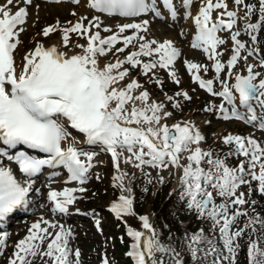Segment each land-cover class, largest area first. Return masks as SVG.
I'll return each instance as SVG.
<instances>
[{"label":"snow or ice","instance_id":"6c2138e0","mask_svg":"<svg viewBox=\"0 0 264 264\" xmlns=\"http://www.w3.org/2000/svg\"><path fill=\"white\" fill-rule=\"evenodd\" d=\"M75 2L79 4L80 0ZM160 2L175 20L178 9L174 0ZM194 2L181 0L180 3L184 10L183 18L192 17L195 25L196 35L191 46L202 49L213 61L212 67L216 79L220 80L221 90L215 91L214 80L200 75L201 70L209 71L208 66L189 61L184 63L189 73L195 70L191 78L199 88L222 98L227 105H212L205 111L219 112L225 121L235 119L264 129V72L256 71L257 65L251 63L246 65V74L233 71L241 60L246 62L248 56H255L258 52V34L264 28V0H232L233 9H229L227 0H200L198 12L192 16ZM21 3L31 5L32 0H21ZM84 3L94 10L92 20L82 17L74 24L69 21L68 27L61 28L57 22L42 30L44 37L59 31L65 49L69 46L70 34H76L86 41L75 44L79 52L70 54L56 45L46 47L37 43L32 51L23 55L19 65L15 54L21 43L19 36L25 30L20 26L25 24L28 11L21 6L13 13L6 6H0V158L14 162L19 172L28 178L21 183L0 159V220L28 204L27 198L34 183L32 178H38L45 167L55 169L62 166L67 170L68 180L81 185L78 188L66 187L62 191L50 190L47 199L53 204L52 213L68 214L69 206L77 200L74 194L86 191L83 185L89 179L93 155L78 150L71 143L63 146L71 135L67 130L70 126L83 134L88 144L102 145L111 154L117 172L113 177L114 187L120 189V195L112 203L110 211L117 219L135 215L133 199L125 194L131 193L132 189L125 184L128 174L120 170L121 157L123 163L141 171L145 166L161 171L175 168L179 171V199L197 219L211 222L210 231H218L219 234L217 241L215 236H206L203 228L190 236L185 233L191 257L198 260V253L202 252L210 258L211 264H237L240 249L237 241L247 229H251L246 250L247 264H264V246H261L264 242V218H249L243 228L233 230L238 218L248 213L240 207L229 211L232 206L248 203L243 192L238 194L241 185H248L251 192V182L254 181L255 190L264 195V145L252 136L228 134L223 136L222 143L232 147L222 158L201 146L206 137L191 122L176 123L171 127L162 123L172 116V112L167 111L163 103L150 102L146 90L134 95L142 88L137 80L121 84L129 76L130 68L139 67L141 73L148 76L157 67L169 69L180 53L171 41H147L140 35L148 31V20L123 23L118 26V32L102 37L99 31L101 16L134 19L153 13L161 17L158 0H84ZM6 5H14V0H6ZM213 13H216L215 17ZM238 21H243L242 28L237 27ZM127 30H133V34L123 35ZM103 31L110 32L111 29L104 28ZM220 33H228L227 39L232 43L226 65L219 59L222 53L217 51L219 46L227 43ZM241 35L248 37L252 47L239 38ZM134 41L139 43L138 50L131 51L124 59L116 58L115 62L100 65L101 57L109 53H124ZM121 42L123 47H116ZM243 51H247L248 56H242ZM154 54L158 55L157 60L142 62L140 59ZM259 67L264 68V59L260 60ZM225 69L226 75L234 78V83L220 79ZM169 75L175 83L180 82L175 71H169ZM156 83L162 82L157 80ZM176 96L191 100L187 92H177ZM167 99L174 100L172 96ZM172 107L179 108L180 104L173 103ZM17 146H26L47 155L39 158L23 150L9 154L8 150ZM125 152L130 155L124 156ZM230 157L243 159L230 166ZM159 181L164 183V177L160 176ZM217 197L222 202L217 203ZM139 220L147 235L145 231L128 227L127 235L133 243L126 255L133 264H165L157 254L174 253V250L160 241L147 216H140ZM96 223L99 227V221ZM49 229L56 231L50 232ZM71 236V230L63 224L41 217L28 229V235L15 243L8 264H32L30 257L37 256L47 258L44 264H80L79 249L73 253L69 247ZM7 238V232L0 233V256L4 255ZM218 242L222 247L217 246ZM73 255L74 260L70 258ZM103 264H109L107 258ZM176 264L182 262L177 260Z\"/></svg>","mask_w":264,"mask_h":264},{"label":"rangeland","instance_id":"374dc122","mask_svg":"<svg viewBox=\"0 0 264 264\" xmlns=\"http://www.w3.org/2000/svg\"><path fill=\"white\" fill-rule=\"evenodd\" d=\"M227 2L229 4V9L235 7L232 0H227ZM0 3L9 8L11 6L6 5V0H0ZM180 3L181 0H174V4L178 9V14L174 21L167 10L164 9L160 0H158L157 5L161 10L160 18H156L153 13L134 19H109L107 16H101L103 18H101V28L99 31L102 37H107L118 32V26L123 23L135 21L140 23L143 20H148V31L141 32L140 35H143L147 41L155 40L158 43H162L166 40L171 41L173 46H177L174 47L176 49L178 48L179 53L181 52L180 56H178L175 61L176 63L174 62V65H171L169 69L157 67L153 69L148 76L143 75L139 67L131 69L129 65H124V67L130 68V74L121 84L123 85L131 82L133 79L137 80V82L142 85V88L136 90L133 93L134 95H138L140 91L146 90L150 95V102L155 101L163 103L165 109L172 112V116L163 120L162 123H166L171 127V125L176 123L182 124L185 121L191 122L206 137L201 146L205 150H212L222 158L232 147L222 143L223 136L228 134L244 137L252 136L264 145V129H260L258 126L245 124L243 121L235 119L225 121L220 117L219 112L205 111L206 108L212 105H219L220 103H225L226 107L227 105L222 98L210 95L192 81L191 77L195 73V70H193V73H189L184 63L185 61L208 66L209 71L205 73L201 70L200 75L204 79H213L214 90H221L220 80L216 79L212 67L213 61L208 59L207 54H204L202 49H196L195 51L191 46L195 38H193V34L195 33L194 29L190 26L191 24L189 25L190 22L192 23V18H183L182 13L184 10L180 7ZM199 3L200 0H195L191 8L192 16L198 11ZM21 6L27 8L29 18L27 23L20 26L25 29L19 36L21 41L20 46L22 47L19 51L20 57L32 51L37 43L52 44L58 41L61 42V34L59 31L51 33L48 37H44L42 35V30L45 27L56 25L57 22H59L60 27L64 28L70 26L69 21L74 24L82 18V16L88 17V20H92L94 15V10H90L87 4L84 3V0H80L79 4H77L75 0H66L61 4H57V6L43 5L37 3L35 0H32L31 5H24L21 3V0H14V5L11 7L16 11L17 8ZM73 13H75V15H73ZM252 19L253 22H255L256 17L254 16ZM85 23L87 24L88 21L86 20ZM237 27L242 28L243 21H238ZM104 28H109L111 31L104 32ZM93 31H96V29H93ZM132 34L133 30H127L123 35ZM220 35L227 40V43L219 46L217 51L222 53L219 59L226 65L231 55L232 44L231 41L227 39L228 33H220ZM240 38L242 41H246L242 36ZM76 43L84 44L86 41L77 37L76 34H70L68 48L65 49L61 43V50L71 53L75 48L76 52H79L80 49L75 47ZM116 47H123V43L121 42L116 45ZM138 47L139 43L134 41L132 45H129V47L125 49L124 53H117L115 55L109 53L107 56L101 57L99 63L103 66L109 62H115L116 58L124 59L131 51L138 50ZM153 47H155V45H153ZM256 48L260 50L261 46L258 45ZM242 56H248L247 51H243ZM140 59L142 62H149L157 60L158 55L154 54L152 57H141ZM259 62L260 60L253 58V56H248L247 61L241 60L233 71L234 73L246 74V65L251 63L257 65L256 71L264 72V68L259 67ZM169 71H175L176 77L180 81L178 84L175 83L173 78L169 75ZM226 71L227 69L220 74V79L225 80L229 84L234 83V78L228 77ZM157 80L162 83H156ZM177 92H187L191 100H185L183 96H176ZM169 96H172L174 100L169 101L167 99ZM177 102L180 104V107L173 108L172 104ZM137 106H140L139 102H137ZM68 128L67 130L71 135L67 142H64L63 146L66 147L71 143L80 151L93 155L91 161L93 167L89 170V179L83 185L86 191L84 193L76 192L74 194L77 196V200L71 205V211H69L66 217L60 215L62 216V218H60L59 215L48 210L53 207V204L47 199L48 192L50 190L62 191L66 187L78 188L81 185L76 181H69L67 170L62 166L55 169L45 167L38 178H32L34 181V190L29 193V196L31 200L39 201H34L28 205L24 214L16 215L10 226L6 228L3 226L0 228V233H8L6 246L8 243L9 247L6 253L5 249L3 250L4 255L0 256V264H8V258L11 257L14 251L15 243L28 235V229L34 222L39 221L41 217L49 221L51 220L50 222L63 224L66 229L71 230L72 236L69 239V247L73 250V253L76 249H79L81 253L80 264H103L105 258H107L109 264H133L132 260L126 255V252L120 248V244L124 240L128 248L133 243L132 238L127 235V228L131 227L135 230L145 231L147 235V231L142 228V222L139 220V217L147 216L152 224L151 219L156 216V208L167 201L171 203V211L178 217L181 224L187 225L191 220H198L202 224V226L200 225V229L203 228L204 234L209 238L215 236L218 241V231H210L211 222L197 219L195 214L189 212L184 202L179 199V171L177 169L169 168L161 171L145 166L143 171H141L140 169L134 168L131 164L123 163V157H121L120 170L128 174L125 178V184L130 187L132 191L131 193L125 194L131 195L133 199V212L135 215L123 216L121 219H117L115 214L110 211L112 203L117 201L120 195V189L114 187L115 182L113 177L117 172L111 159V154L105 151L102 145L88 144L83 134L76 132L74 129L72 130L70 126H68ZM129 155L130 154L127 152L124 153V156ZM81 158L85 159L84 157ZM0 159L3 160L5 158ZM239 159H243V157H230L228 163L230 166H235ZM3 166L11 168L14 175L18 174L22 183L27 180V178L19 172L17 165L12 161L3 160ZM160 176L164 177V183L159 181ZM149 179L151 183L148 182ZM251 183L253 189L251 192L249 191L248 185H241L240 189H238V194L239 192H243L245 194L244 198L250 203L252 200L251 196L256 191V182L253 181ZM257 193L260 194L258 191ZM220 202L222 201L217 197V203ZM35 203H37L38 206H35ZM247 205L248 203L243 206L247 207ZM237 207L238 206H232L229 211H235ZM243 210L246 209L243 208ZM248 210L253 211L254 209L250 206ZM254 213L256 212L254 211ZM97 221H99V227H97ZM239 221L238 219L237 223L233 225V230L238 228ZM10 235L16 238L10 241ZM159 237L160 235L158 234V238ZM237 242L240 244L237 264H247V245L242 242V237L239 238ZM217 246L222 247L219 242ZM261 246H264V242H262ZM171 249L174 250V253L157 254L159 259L165 261V264H176L177 260H180L182 264H211L210 258L205 257L202 252L198 253L200 258L194 260L187 246L178 248L172 246ZM128 250H130V248ZM175 253L179 255H175ZM70 258L73 260L75 259L74 255ZM30 259H32V264H44V261L47 260L46 257L42 259L40 256L35 258L30 257Z\"/></svg>","mask_w":264,"mask_h":264},{"label":"trees","instance_id":"16d2710c","mask_svg":"<svg viewBox=\"0 0 264 264\" xmlns=\"http://www.w3.org/2000/svg\"><path fill=\"white\" fill-rule=\"evenodd\" d=\"M251 199V203L252 201H256V203L251 204L250 202H248L247 207L238 206L242 210L243 208H245L248 213L247 216H241L238 218L240 220L238 222V228H243L249 218L256 216L264 218V195H260L257 193V191H255L252 194ZM250 206L253 207V211L248 210ZM254 211L256 213H254ZM156 213L157 215L154 220L153 227L156 230L157 234L160 235V241L167 245L170 249L172 246H176L177 248L187 246L185 242V233L190 236L191 234L197 232L202 226V224L198 220H191L187 225L181 224L178 217L174 214V212L171 211V203L169 201L165 202L163 205L161 204L160 206H158L156 208ZM257 228H259V225H257ZM250 231L251 229H247L245 234L242 236V242L245 243V245L248 244V233ZM253 238L255 239L256 237ZM122 243V246L120 244L121 250L127 252V244L124 243V241Z\"/></svg>","mask_w":264,"mask_h":264},{"label":"bare ground","instance_id":"6f19581e","mask_svg":"<svg viewBox=\"0 0 264 264\" xmlns=\"http://www.w3.org/2000/svg\"><path fill=\"white\" fill-rule=\"evenodd\" d=\"M35 1H36L37 3L43 4V5L57 6V4H56V5H53V4H45V3H43V2L40 1V0H39V1H38V0H35ZM71 3H73V2H71ZM60 4H61V3H60ZM62 5H63V4H62ZM71 5H72V4H71ZM0 6H5V5H3V4L0 3ZM9 6H10V5H9ZM11 6H12V5H11ZM11 6H10V8H9L8 6H6V7H7L11 12L14 13L15 9H14L13 7H11ZM86 7H87V6H86ZM13 9H14V11H13ZM83 10H84V9H83ZM197 12H198V11H197ZM197 12L195 13V15L197 14ZM168 14H169V13H168ZM193 15H194V14H193ZM195 15H194V16H195ZM215 15H216V14L213 13V16H214V17H215ZM82 17H83V16H82ZM169 17H170V16H169ZM28 18H29V15L26 17V22H25V23L28 22ZM101 18H103V17H101ZM108 18H109V19H112V18H110V17H108ZM191 18H192V17H191ZM80 19H81V18H80ZM104 19H107V18H104ZM113 19H114V18H113ZM172 20H173V19H172ZM173 21H174V20H173ZM127 22H128V21H127ZM135 22H136V21H135ZM136 23H137V22H136ZM192 23H193V24H192ZM192 23L190 22L189 25L191 24L190 26H192L193 29H194V32H195V33L193 34V35H194L193 38H194L195 35H196V29H195V25H194L193 19H192ZM193 29H192V31H193ZM43 44H44L46 47H47V46L56 45V46L59 47L60 49L62 48L61 42H59V41H58L57 43H52V44H51V43H43ZM174 46H176V45H174ZM176 47H177V46H176ZM20 48H22V47L19 45V46H18V49L16 50V54H15V59H16L17 65L20 64V62H21V60H22L21 58L23 57V55H22V57L19 56V54H20L19 51L21 50ZM177 49H178V48H177ZM180 50H181V48H180ZM194 50L196 51V49H194ZM64 51H65V50H64ZM178 51H179V50H178ZM72 52H76V49L74 48V50L71 51V53H72ZM71 53H70V54H71ZM180 53H181V52H180ZM204 54H206V53H204ZM193 55H194V54H193ZM179 56H180V55H179ZM181 56H182V55H181ZM194 60H195V59H194ZM175 63H176V62H175ZM193 63H194V62H193ZM173 65H174V64H173ZM68 129H69V128H68ZM81 141H82V140H81ZM83 141H84V140H83ZM66 142H67V141H66ZM68 142H69V141H68ZM79 144H80V143H79ZM85 144H86V142H85ZM66 145H67V144H66ZM67 146H68V145H67ZM67 146H66V147H67ZM73 146H74V145H73ZM82 149H83V148H82ZM78 150H79V149H78ZM82 159H83V158H82ZM38 201H39V200H38ZM38 201H36V202H38ZM35 206H38V204L35 203ZM69 209H71V206H69ZM48 210L51 211V209H48ZM51 212H52V211H51ZM55 214H56V215H59V217L62 218V216H60L59 213H55ZM3 220H4V219H3ZM50 221H51V220H50ZM12 222H13V218H10L9 220L4 221L5 224H2V226H4V225H5V226H6V225H7V226H10V224H11ZM26 224H27V223H26ZM64 227H65V226H64ZM65 228H66V227H65ZM49 231H50V232H55L56 229H49ZM10 236H11V235H10ZM15 238H16L15 236H11V239L9 238V240H10V241H13V239H15ZM9 240H8V241H9ZM45 246H46V245H45ZM8 250H9V247H8V243H7V246H6V248H5V253H6ZM0 258H1V257H0Z\"/></svg>","mask_w":264,"mask_h":264},{"label":"water","instance_id":"95a60500","mask_svg":"<svg viewBox=\"0 0 264 264\" xmlns=\"http://www.w3.org/2000/svg\"><path fill=\"white\" fill-rule=\"evenodd\" d=\"M174 131V130H173Z\"/></svg>","mask_w":264,"mask_h":264}]
</instances>
